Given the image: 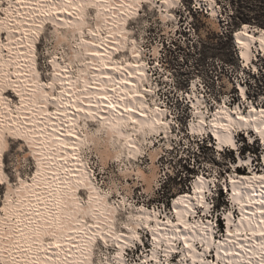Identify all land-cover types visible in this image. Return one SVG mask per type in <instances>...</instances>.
<instances>
[{"label":"snow or ice","instance_id":"snow-or-ice-1","mask_svg":"<svg viewBox=\"0 0 264 264\" xmlns=\"http://www.w3.org/2000/svg\"><path fill=\"white\" fill-rule=\"evenodd\" d=\"M240 8L0 0V264H264V12L241 23ZM45 24L57 37L72 29L71 55L61 44L41 66ZM89 120L117 130L138 184L150 144L154 194L170 180L183 194L149 210L143 195L101 191L80 156Z\"/></svg>","mask_w":264,"mask_h":264},{"label":"rangeland","instance_id":"rangeland-1","mask_svg":"<svg viewBox=\"0 0 264 264\" xmlns=\"http://www.w3.org/2000/svg\"><path fill=\"white\" fill-rule=\"evenodd\" d=\"M244 2H245V0H240L241 15L238 18L239 21L241 23H248V22H250L249 17L255 16L256 20L258 22L261 12H264V0H254V7L250 6L249 8H246L243 6ZM49 26L51 27L52 25L48 24L47 28ZM42 39H44L45 42L39 41L38 42V48H37L38 65H41V66H43V64L46 62V60L50 58L49 57L50 51L55 53L59 49V46L54 48L55 42H54V39L52 37V32L50 29L46 30V33H44V35H42ZM49 40L51 41V43L50 44L46 43ZM62 45H63L64 50H66V51L69 50L66 43H63ZM233 46H234L233 38H228L227 40L224 41L223 51L227 53V52H229V50ZM226 59L230 60L234 63H238V57H237L235 51H232L231 54L228 57H226ZM221 79H223V77H221ZM92 127L93 126L91 125L90 128H92ZM10 139H12V138H10ZM85 151H86V154H85L86 159H88V165L92 171V176L94 175V178L97 180V183L99 184V186L102 187V189H104L105 191H109L110 189L114 190L116 186H120L122 191L128 192L129 199L131 200L132 203H136L137 198L140 197L141 195H143L145 197V201H143V203H146L147 207L151 209V208H155L157 206V204L170 205L171 199H173V197H175L177 194L180 193L178 191L182 187L180 181L179 180H170L169 182L166 183V186L163 187L159 191L158 195L154 194L157 183L159 182V180L161 178V175L159 174L158 167H157V180L155 183L153 182L152 190L146 192L143 189L144 184L141 180H139V184H138L136 182V180L134 179V177L131 176V177L124 178L121 175V168L124 167V164H123L124 162L117 161L116 159H110L105 164H102L101 161L98 160L93 155L92 151H89V150H85ZM142 158L146 159L148 161L147 166H145L143 168V170L146 173H149L150 159H149L148 151L144 152V155ZM158 159H159V157H158ZM158 159H157V161H158ZM21 160H23V157H21ZM156 162H155V164H156ZM125 163H127V161H125ZM241 172L243 173L244 170L242 169ZM126 180H128V183L130 186L129 187L130 191L127 188H125V187H127ZM141 185H142V187H141ZM137 189H139V190L137 191ZM184 191H187L186 187H184ZM112 199L115 201L114 196H112ZM222 199H223V194H222ZM1 206H2V202H0V207ZM221 207H223V204L221 205ZM121 213L122 214H120L118 216L119 220L126 217L123 212H121ZM129 254H130V256L132 255L131 250L129 251Z\"/></svg>","mask_w":264,"mask_h":264},{"label":"bare ground","instance_id":"bare-ground-1","mask_svg":"<svg viewBox=\"0 0 264 264\" xmlns=\"http://www.w3.org/2000/svg\"><path fill=\"white\" fill-rule=\"evenodd\" d=\"M94 17H95V9H93V8L85 9L84 21H85L86 24L89 25L90 28L95 27ZM47 25L48 24L44 25V29H45L44 33H46V30H48V29L51 30L52 37H53L54 42H55L54 43L55 44L54 48H56L57 46H60L63 43H66L67 46H68V49H69L68 53H69V55H71V43H72L71 34H72V29L69 28V29L62 30L63 37H67V39H64L63 37H57V36L53 35L54 29L52 28V26L51 27L49 26L47 28ZM44 33L42 35H44ZM233 41H234V44H235L234 38H233ZM36 59L38 61L37 56H36ZM133 79H134V77H129V81H132ZM129 87H131V83L129 84ZM73 111H74V109H73ZM103 115H107V110H105ZM91 125L93 126L92 128H90ZM83 127L85 128L86 140L83 142V148L80 149V156H81L82 161L86 164V166H87V168H88V170L90 172V175L92 176V171L90 170V167L88 165V159H86V155H85L86 151L85 150L92 151V145L95 142L96 138H100V139H103V140H109L110 136H109L108 132L104 129L103 125L100 124L98 120H89V121L86 122V124L83 125ZM120 130L125 131V132L129 131V129H127V128L120 129ZM78 131L79 130H76V132H74V135L72 137H70L71 140L78 141L79 139L82 138L80 135L77 134ZM92 134H95V135L93 136ZM116 138H117V135H116ZM144 138H145V135L140 133V135L138 137L139 141L142 142L144 140ZM117 140H118V138H117ZM71 151H72V148L70 147L69 148V152H71ZM145 151L146 152L148 151V155H149V159H150V164H149L150 169H149V173H146L143 169H141L140 176H139L140 179L139 180H141L143 182V184H144V188H143L144 191L148 192V191L152 190L153 182L155 183L156 180H157V166H156L155 162L157 161L158 156H157L156 152L151 150V145L150 144L146 145L144 147V152ZM110 159H116L117 161H122V162H124L123 164L125 165L126 164L125 161H127L126 160V152H114L106 160H103V161L100 160V161H101L102 164H105ZM69 167H71L74 170L73 171V176H75V174H76L75 173V169L77 168L76 163L73 161L72 163H70ZM130 171H131L130 168L129 169H125L123 167V168H121V175L124 178L131 177L130 175H128V172H130ZM241 171H242V169H241ZM61 176H63V173H61ZM92 178H93V183L95 185H97L100 188L101 191H103L104 189H102V187L99 186V184L97 183V180L94 178V175L92 176ZM126 185H127V187H125V188H127L130 191V188H129L130 186H129L128 180H126ZM81 191H83V190H81ZM106 192H108V191H106ZM179 194H182V193H179ZM107 202L110 205L114 203V200L112 199L111 195L107 198ZM66 204H67V207L65 208V214L66 215H71L72 211H73V209H72V200L68 199L66 201ZM2 206H3V204H2ZM149 210H151V209L149 208ZM121 212H123L125 216L127 215V213H126L124 208H122V207L119 208L118 211H117V214H116V219L118 221H119L118 216L120 214H122Z\"/></svg>","mask_w":264,"mask_h":264},{"label":"clouds","instance_id":"clouds-1","mask_svg":"<svg viewBox=\"0 0 264 264\" xmlns=\"http://www.w3.org/2000/svg\"><path fill=\"white\" fill-rule=\"evenodd\" d=\"M100 124L103 125L104 129L108 132L110 139L103 140L100 138H96L95 142L92 145V153L98 160H106L110 155L114 152H126L127 149L122 146L123 142L118 141L116 138V131L111 128L107 123L99 121ZM127 128V125L122 123L120 125V129ZM143 135L147 134V130L141 132ZM93 136L95 134H92ZM83 148V143L81 144V149ZM143 178V177H142ZM147 182V181H146Z\"/></svg>","mask_w":264,"mask_h":264}]
</instances>
